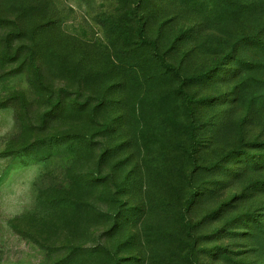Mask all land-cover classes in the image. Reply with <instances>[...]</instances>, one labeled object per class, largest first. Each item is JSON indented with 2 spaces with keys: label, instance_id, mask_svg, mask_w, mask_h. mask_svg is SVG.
<instances>
[{
  "label": "rangeland",
  "instance_id": "374dc122",
  "mask_svg": "<svg viewBox=\"0 0 264 264\" xmlns=\"http://www.w3.org/2000/svg\"><path fill=\"white\" fill-rule=\"evenodd\" d=\"M0 264H264V0H0Z\"/></svg>",
  "mask_w": 264,
  "mask_h": 264
},
{
  "label": "trees",
  "instance_id": "16d2710c",
  "mask_svg": "<svg viewBox=\"0 0 264 264\" xmlns=\"http://www.w3.org/2000/svg\"><path fill=\"white\" fill-rule=\"evenodd\" d=\"M120 56H121V55H120ZM120 56H119V57H120ZM119 60H120V59H119Z\"/></svg>",
  "mask_w": 264,
  "mask_h": 264
}]
</instances>
